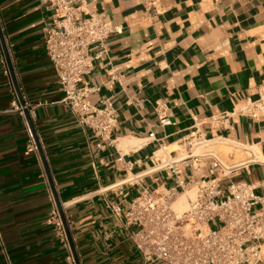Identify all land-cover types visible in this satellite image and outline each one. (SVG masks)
I'll return each mask as SVG.
<instances>
[{"label": "crops", "instance_id": "1", "mask_svg": "<svg viewBox=\"0 0 264 264\" xmlns=\"http://www.w3.org/2000/svg\"><path fill=\"white\" fill-rule=\"evenodd\" d=\"M148 1L88 0L79 13L116 27L77 84L91 105L108 100L116 109L115 126L100 137L62 102L44 51L42 27L53 9L45 0H0L7 63L79 264H142L125 212L143 187L175 188L176 200L188 204L194 190L180 182L212 177L223 186L244 181L264 195V117L230 114L236 101L264 89V0H159L155 8ZM11 89L0 62V264H69L51 217L53 191L38 150L28 149L25 109L13 108ZM191 132L205 156L180 161Z\"/></svg>", "mask_w": 264, "mask_h": 264}, {"label": "built area", "instance_id": "2", "mask_svg": "<svg viewBox=\"0 0 264 264\" xmlns=\"http://www.w3.org/2000/svg\"><path fill=\"white\" fill-rule=\"evenodd\" d=\"M159 0H149L155 8ZM88 0H45L46 7L53 9L44 32V51L52 63L60 89L62 102L75 115L81 125L104 137L115 126L117 112L108 100L96 107L88 100V91L77 86L93 66V60L101 57L105 41L116 30L110 22L94 12L79 16ZM1 45V44H0ZM93 49H97L92 53ZM0 62L4 65L11 90L15 95L13 108L21 114L26 106L20 103L11 74L13 73L0 48ZM27 109V108H26ZM162 106L157 105V112ZM252 119L264 117V89L256 99L244 98L236 101L230 113ZM162 124L169 121L165 118ZM28 149L37 151L29 128ZM153 136V133H149ZM185 151L177 159L186 161L194 154V148L203 145L200 135L191 132L181 141ZM165 159L164 167L173 168V161ZM216 164L212 162L209 174ZM182 189H195L185 210L174 209L177 198L175 188L164 193L143 187L127 205L125 222L133 228L128 239L138 250L142 264H262L264 263V195H257L254 187L244 181L220 184L217 178L190 177L180 182ZM259 204L261 206L257 207ZM116 216L122 213L120 203L111 205ZM58 236L69 250L64 227L56 205L51 209ZM212 224L214 226H212ZM71 250H69V253ZM69 264H75L72 253L67 256Z\"/></svg>", "mask_w": 264, "mask_h": 264}, {"label": "water", "instance_id": "3", "mask_svg": "<svg viewBox=\"0 0 264 264\" xmlns=\"http://www.w3.org/2000/svg\"><path fill=\"white\" fill-rule=\"evenodd\" d=\"M0 41H1V44H2V48L4 50V54H5L6 58H7V53H6V49H5L4 42H3V35H2V32H1V28H0ZM11 76H12V80H13V85H14L15 91H16L18 97H19V101L23 105V101L21 100V95H20V92L18 90L17 84L15 83L12 74H11ZM24 113H25L29 128H30V130L32 132V135L34 137V140H35V143H36V146H37V150H38V152L40 154V158H41L45 173L47 175L51 190L53 191V197H54V200H55V205H56V208L58 210L60 219L62 221V224H63V227H64V231H65V234H66V238H67V241H68V244H69L73 259H74V262H75V264H79L78 257H77V254H76V251H75V248H74V245H73V242H72L69 230H68L66 219H65V216H64L63 211H62V207H61V205H60V203L58 201L57 195L54 193V187H53V184H52V181H51V177H50V174H49L46 162H45V158H44V155H43V153L41 151V148H40L39 142L37 140V136H36L33 124H32V122H31V120L29 118L28 110L26 108L24 110Z\"/></svg>", "mask_w": 264, "mask_h": 264}, {"label": "bare ground", "instance_id": "4", "mask_svg": "<svg viewBox=\"0 0 264 264\" xmlns=\"http://www.w3.org/2000/svg\"><path fill=\"white\" fill-rule=\"evenodd\" d=\"M174 147H172V148H174ZM200 147H202V145H199V146L195 147L194 148V152L195 153L198 152L200 150ZM172 148H170V149H172ZM184 154H185L184 149H181V155H184ZM196 154H200V153H196ZM193 190L195 191L194 188H193ZM172 206H173L174 209H178V210H185V209L188 208V204H187V202L185 201L184 198H178L176 201L173 202Z\"/></svg>", "mask_w": 264, "mask_h": 264}, {"label": "rangeland", "instance_id": "5", "mask_svg": "<svg viewBox=\"0 0 264 264\" xmlns=\"http://www.w3.org/2000/svg\"><path fill=\"white\" fill-rule=\"evenodd\" d=\"M212 226H214V225L212 224Z\"/></svg>", "mask_w": 264, "mask_h": 264}]
</instances>
